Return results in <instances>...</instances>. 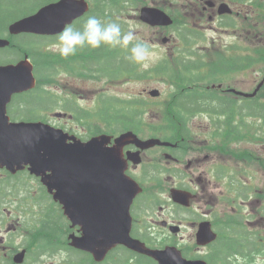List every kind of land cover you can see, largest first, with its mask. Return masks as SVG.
I'll use <instances>...</instances> for the list:
<instances>
[{
	"label": "flooded vegetation",
	"instance_id": "1",
	"mask_svg": "<svg viewBox=\"0 0 264 264\" xmlns=\"http://www.w3.org/2000/svg\"><path fill=\"white\" fill-rule=\"evenodd\" d=\"M204 2L202 9L208 19L221 20L222 31L231 36L220 48L221 90L198 93L200 97L192 94L189 109L177 107L173 112L216 117L206 125L204 139L192 134V139L186 140L182 135L170 146L142 150L141 164L129 163L128 174L144 188L131 208L132 235L153 247L177 244L186 257L204 258L208 264H264V0ZM221 3L229 7L219 15ZM129 149L136 148L127 146L125 151ZM154 180H159L160 186L152 191L149 185ZM168 180H172L170 188ZM168 189L170 196L164 199ZM176 189L188 192V207L173 200ZM6 190L0 194V264H47L52 255L62 254V261L71 253L89 255L69 245L71 233L82 236L84 231L66 218L65 229L58 230L67 241L65 247L56 243L53 250L52 245L21 242V237L32 232L26 227L36 221L21 219ZM204 222L216 238L201 246L198 233ZM160 225L162 229L157 230ZM188 227L192 232L185 236ZM118 256L129 264L139 261L118 246L93 264H117L114 259ZM69 258L63 264H80Z\"/></svg>",
	"mask_w": 264,
	"mask_h": 264
},
{
	"label": "water",
	"instance_id": "2",
	"mask_svg": "<svg viewBox=\"0 0 264 264\" xmlns=\"http://www.w3.org/2000/svg\"><path fill=\"white\" fill-rule=\"evenodd\" d=\"M88 9L86 0H59L11 24L9 30L12 34H56ZM141 19L153 25L172 23L164 12L149 7L142 9ZM9 43L0 38V47ZM33 70L27 57L17 64L0 65V166L15 171L16 166L29 164L32 172L42 176L44 184L57 190L56 199L69 202L66 213L74 221L84 217L90 228L95 227L100 232L78 239V247L100 252L103 257L115 243L122 242L136 251L161 259L158 252L150 251L129 234V208L140 187L125 175L121 149L127 143L141 141L132 132H127L116 139L117 146L113 148L107 147L110 137L105 135L83 142L50 124L10 123L6 117L7 103L13 93L35 86ZM151 94L158 95L159 91L153 90ZM112 204L118 207H112ZM106 210L113 218L105 224L95 223L96 219L110 217V214L103 215ZM178 257L177 263L185 264L179 263Z\"/></svg>",
	"mask_w": 264,
	"mask_h": 264
},
{
	"label": "trees",
	"instance_id": "3",
	"mask_svg": "<svg viewBox=\"0 0 264 264\" xmlns=\"http://www.w3.org/2000/svg\"><path fill=\"white\" fill-rule=\"evenodd\" d=\"M56 1V0H35L32 6L31 3H29L26 0L23 1H14V0H0V13L1 12H8L10 9V5L16 6L17 9H22L23 12L12 17V18H6V20L3 22L0 17V34L3 35L4 32L7 30L8 25L23 17L24 15L33 13L36 11L40 6L47 4L49 2ZM92 8L91 10L85 14L83 17H81L79 20H77L72 26L74 28H82L85 20L87 17L95 15L98 18L101 19L102 22H111V21H117L121 24L122 30L126 27L124 22L119 18H115L113 16V9L114 8H126L127 6H130L131 3H134V0H92ZM177 22V21H176ZM181 24V23H178ZM185 26L187 24L184 22ZM183 26L182 30H180V33H178L180 41L182 44L189 45L191 42H193V35L195 34L192 32L191 29H188L187 27ZM177 27V26H176ZM22 36H28L32 37V40L28 41H22L18 39L19 37H14L12 39V45L8 49H3L1 51H4L8 54L7 61L13 60L12 56L9 54H12L14 56H17V58L21 57L24 53H28L30 57L33 59L36 72L39 77V87L35 90V95H32L31 97H21V101L18 102L17 106L19 108V112L21 115L23 114V118L25 119H31L33 116H31L32 110H35L38 108V106H42L43 102H47L52 109L53 106H56L57 100L55 99H49L47 97V93L42 89L40 86L41 81L48 80L51 77H54L58 74L57 66L52 64L48 58L56 57V55H50L44 53V47L49 45L52 41H57V37H47V36H36V35H22ZM185 52V51H184ZM44 55H46L44 57ZM128 52L125 49H112L109 47L102 46L99 49H90V48H84L81 50H78L77 53L73 56H69L67 58L62 57L61 55H58L57 59L59 62L64 63V65L68 68H73L74 70L77 69L78 71H81V73L85 76L90 77H98L99 79L105 80L106 82L111 81H117L120 79L127 78V76H135V77H152V76H163L167 78L168 81L176 82L177 78H184L181 80L182 83H177L179 85H188L191 82L187 80L188 77L192 76V84H194L196 81L194 78H198L197 81L203 80L204 73H195L192 70V73L188 71H179L175 70L176 65H169L164 62V64L158 65L155 68L152 69H144L139 70L138 65L133 64L129 59H127ZM76 57V58H73ZM183 59H187L184 57ZM182 60V59H180ZM178 61V60H177ZM199 61H202V58H199ZM203 63H199L196 66L192 65H185L184 68L186 70L188 69H197L203 67ZM220 75V74H218ZM107 78V79H105ZM52 80H49L47 82H51ZM54 82V81H53ZM186 92H189V90H185ZM193 91V90H192ZM99 106L96 110H89L86 108L81 107L78 103H75L71 100H66L65 102V108L69 111H72L74 114L75 120H78L80 122H84L88 125L89 134H97L98 132H110V133H119L121 131H124L126 129H133L136 132H143L146 129V126L149 127V130L153 133H156L158 131V126L154 124H162L165 122L167 124V129H172L174 125L181 126L180 129H176L173 132H180L183 129V126L186 124V121H188V116L183 114H167L165 116H162L163 121L158 120H152L151 122L146 121L145 115L142 114L140 111H136L135 109H130L136 105H142V106H154L157 104H152L150 102H146V104L143 103L142 100L136 101V100H123L120 99L117 96H111L106 92H101L99 94ZM32 99V100H31ZM31 100V101H30ZM36 100L38 102L37 106L35 104H32ZM25 102L29 104L31 102L32 105L25 107ZM46 107V105H43ZM184 107H186L184 105ZM189 109V108H186ZM25 178V177H14L16 180ZM36 180V179H35ZM38 182V180H36ZM39 183V182H38ZM3 185L0 184V187ZM59 217L57 215H51L50 219L48 221H44L43 230H49L50 228H56L59 224H50L51 222L59 221ZM58 238V239H57ZM57 239L55 242H60L61 246L67 243L66 239L63 238V236L59 233H56L52 231V234L50 236L43 235V241L46 243L52 244V249L54 250V240ZM71 254V260L72 261H80L81 264H89V261L91 259L89 258V255H84L81 258H78V254L75 253ZM84 258L85 260H80ZM150 260V259H148Z\"/></svg>",
	"mask_w": 264,
	"mask_h": 264
},
{
	"label": "rangeland",
	"instance_id": "4",
	"mask_svg": "<svg viewBox=\"0 0 264 264\" xmlns=\"http://www.w3.org/2000/svg\"><path fill=\"white\" fill-rule=\"evenodd\" d=\"M14 1H23V0H14ZM33 6L35 0H26ZM136 1V0H135ZM192 0H144L146 4L149 5H157L159 7H164L166 9H172V11H177L178 14H186L189 15L192 13V25L191 28L194 29V26L197 27L198 31L200 32L201 36L203 35L205 39L199 44H192L191 48L193 49V52L196 50H202V49H211L208 56L205 58L208 59L209 56H215L216 52L213 50V43L216 44L218 47L221 48V45L223 43L229 42L231 40V36H227V34L222 31L220 26H217L218 20H209L207 16V12H201L202 6L204 3L199 1L198 7L196 9L195 2H190ZM144 5L141 1L131 3L130 6H127L126 8H114L113 9V16L115 18L119 17L126 27L123 29V31L132 30L136 37L147 43L148 46L151 48L153 52V56L146 62L147 67L144 66H138L139 70L144 69H152L157 67L158 65L164 64L163 62H170L173 65L178 60V62L175 64V70H179L181 64L179 63L180 59H183L184 56L189 58L188 54L186 53V47H184L183 44L181 47L178 43V40H175L173 42H162L161 34L147 26L146 24L142 23L140 20V7ZM10 11L8 12H1L0 17L1 20L4 22L6 18H12L20 13L23 12L22 9H17L16 6L10 5L8 8ZM199 14H202L201 16ZM197 18V19H196ZM179 21H181V17L178 16ZM197 20V21H196ZM7 30L4 32L3 35H7ZM170 32H166L164 35H169ZM1 35V34H0ZM18 39L22 41H28L32 40V37L28 36H20ZM180 47L183 52L178 51L177 49ZM188 48V47H187ZM44 53L50 54V55H56V57L48 58V60L57 66L58 74L54 77H51L48 80L41 81L40 86L42 89L47 93V97L51 99L57 100L56 106L52 109L50 112L51 123L55 125L56 127L63 128L66 130H69L70 132L73 131L75 134H78L80 136H84L88 131V125L82 124L80 122H77L70 116L65 117H57L56 114L58 112H65L63 109V105L65 102L66 96H63L65 92L68 93L70 98H73L79 103L87 108L95 110L99 106L98 97L101 92H106L111 96H117L120 99L123 100H129L134 99L137 97H141L144 100L146 97L150 99H154L153 97L149 96L147 93V90H151L154 88H160L162 91V99L163 102L168 99L170 93L174 90L172 87V82L167 81V78L162 77H154L152 79H141V80H134L129 81L127 78L120 79L117 81H111L107 83L105 80L99 79L98 77H90L85 76L81 73V71H78L77 69L74 70L73 68H68L64 65V63L58 61V48H57V41H52L44 47ZM125 50V49H124ZM185 51V52H184ZM10 56L14 57V59H17L16 56L9 54ZM44 55V57L46 56ZM8 54L4 51L0 50V64L7 63L6 60L8 58ZM76 58V57H73ZM19 59L15 60L18 61ZM209 60V59H208ZM51 82H47L49 80H52ZM107 79V78H105ZM63 99V100H62ZM45 104V103H44ZM15 109V108H14ZM33 115L41 116L44 115L48 118V115L45 114L44 110H38L35 109L32 111ZM199 118L195 119L192 123V130L196 135H201V129L203 126V123H205V116L204 115H198ZM145 119L148 122H151L150 120H162L161 114H156L151 116V114H146ZM151 132H145L146 136H149ZM169 185L168 188L171 187L172 180H168ZM0 184L3 185L2 187L6 189H29L32 187H38L40 184L35 179H18V180H9V177L6 173L0 172ZM166 184V181H165ZM159 187V186H158ZM155 183L149 185V190H156L158 188ZM7 193V190H6ZM164 199H167L170 196L169 189L164 192ZM145 214V211L142 213V216ZM20 215H27L29 216H39L38 213L34 212H28V213H21ZM157 230H161L162 226L156 227ZM34 233L27 234L24 239L25 241H28L29 243H34L37 239L36 232L38 230H33ZM192 232V228L188 227L184 231L185 236H189ZM23 237H21L20 241L22 242ZM62 256V254H60ZM30 260V259H29ZM60 258H56V260L48 261L50 264H57L59 262ZM53 262V263H51ZM46 263V262H45ZM43 263V264H45ZM29 264V263H28Z\"/></svg>",
	"mask_w": 264,
	"mask_h": 264
},
{
	"label": "clouds",
	"instance_id": "5",
	"mask_svg": "<svg viewBox=\"0 0 264 264\" xmlns=\"http://www.w3.org/2000/svg\"><path fill=\"white\" fill-rule=\"evenodd\" d=\"M102 46L126 49L127 59L138 66L147 67L146 62L153 56L148 44L139 40L132 30L125 32L119 22H102L95 15L87 17L82 28L64 27L57 37L58 52L64 58L84 48L99 49Z\"/></svg>",
	"mask_w": 264,
	"mask_h": 264
}]
</instances>
